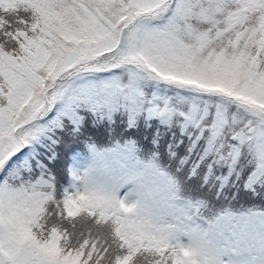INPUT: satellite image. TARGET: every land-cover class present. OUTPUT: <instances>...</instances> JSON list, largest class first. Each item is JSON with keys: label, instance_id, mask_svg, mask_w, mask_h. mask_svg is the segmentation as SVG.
I'll return each mask as SVG.
<instances>
[{"label": "snow or ice", "instance_id": "obj_1", "mask_svg": "<svg viewBox=\"0 0 264 264\" xmlns=\"http://www.w3.org/2000/svg\"><path fill=\"white\" fill-rule=\"evenodd\" d=\"M0 264H264V0H0Z\"/></svg>", "mask_w": 264, "mask_h": 264}]
</instances>
